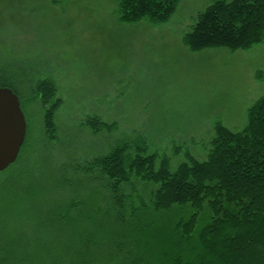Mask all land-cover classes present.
Masks as SVG:
<instances>
[{
  "label": "rangeland",
  "instance_id": "374dc122",
  "mask_svg": "<svg viewBox=\"0 0 264 264\" xmlns=\"http://www.w3.org/2000/svg\"><path fill=\"white\" fill-rule=\"evenodd\" d=\"M214 1L181 0L158 25L120 22V0H0V77L15 81L27 122L17 162L0 172V256L16 243L11 232L23 229L30 239L37 218L70 202L79 209L59 240L113 251L112 242L130 234L109 224L107 182L83 173L88 163L143 140L175 168L186 153L206 159L216 124L233 131L248 124V109L264 96V43L192 52L183 42ZM46 80L60 99L50 135L33 92ZM94 117L113 130L93 133L84 123ZM126 190L135 200L144 194L140 184Z\"/></svg>",
  "mask_w": 264,
  "mask_h": 264
},
{
  "label": "trees",
  "instance_id": "16d2710c",
  "mask_svg": "<svg viewBox=\"0 0 264 264\" xmlns=\"http://www.w3.org/2000/svg\"><path fill=\"white\" fill-rule=\"evenodd\" d=\"M180 1L120 0L118 18L124 24H166ZM183 42L192 52L248 51L263 44L264 0L214 1ZM0 88L20 98L12 78L0 77ZM33 92L46 107L50 135L58 91L46 80ZM84 125L93 133L114 128L96 117ZM96 171L107 182L109 224L130 236L114 240L113 251L104 244L103 252L89 241L77 247L61 242L58 231L80 205L70 202L37 218L30 239L23 229L11 232L16 243L3 248L0 264H264V96L248 109L243 129L216 124L203 161L186 153L174 168L169 158L150 154L146 142L136 140L118 144L83 169ZM136 184L144 194L135 200L126 189Z\"/></svg>",
  "mask_w": 264,
  "mask_h": 264
},
{
  "label": "water",
  "instance_id": "95a60500",
  "mask_svg": "<svg viewBox=\"0 0 264 264\" xmlns=\"http://www.w3.org/2000/svg\"><path fill=\"white\" fill-rule=\"evenodd\" d=\"M27 135V122L19 97L10 88H0V172L19 158Z\"/></svg>",
  "mask_w": 264,
  "mask_h": 264
}]
</instances>
